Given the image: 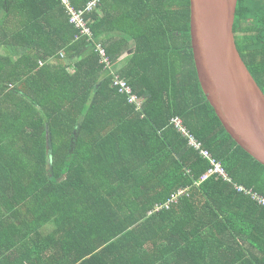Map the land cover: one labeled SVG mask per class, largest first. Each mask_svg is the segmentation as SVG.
I'll use <instances>...</instances> for the list:
<instances>
[{"label":"trees","instance_id":"16d2710c","mask_svg":"<svg viewBox=\"0 0 264 264\" xmlns=\"http://www.w3.org/2000/svg\"><path fill=\"white\" fill-rule=\"evenodd\" d=\"M86 19L92 40L61 0H0V195L14 203L0 208V231L34 209L56 224L53 258L44 247L31 264H264V207L223 179L200 182L211 162L171 125L183 119L236 183L264 196V165L202 90L190 0H98ZM234 33L264 92V0H238ZM96 43L112 64L134 47L118 75L146 97L142 110L112 86ZM26 236L8 235L13 254Z\"/></svg>","mask_w":264,"mask_h":264},{"label":"water","instance_id":"95a60500","mask_svg":"<svg viewBox=\"0 0 264 264\" xmlns=\"http://www.w3.org/2000/svg\"><path fill=\"white\" fill-rule=\"evenodd\" d=\"M195 66L225 130L264 165V92L238 50V0H190Z\"/></svg>","mask_w":264,"mask_h":264},{"label":"crops","instance_id":"0c3cea01","mask_svg":"<svg viewBox=\"0 0 264 264\" xmlns=\"http://www.w3.org/2000/svg\"><path fill=\"white\" fill-rule=\"evenodd\" d=\"M105 38L116 40L117 33L116 32L110 33ZM133 52H134V47L131 48L130 50H127L120 57V59L114 62L113 63L114 65L112 64L113 72L120 74V72L118 71H120L122 68H124L125 65L129 63V59L131 58V56H133ZM143 98L145 100L146 97H143ZM10 197L11 196L9 195H3V196L0 195V208L4 212L14 213V209H13L14 203H12ZM30 211H26V212H30ZM112 211L121 212L122 210L120 206H113ZM50 213H52V211H50ZM42 222L43 220L41 221L37 217L36 209H34L33 214L23 213V215H21V217L18 220L15 219L13 221L11 220V221L5 222L3 224V227L9 228V231H3V230L0 231V264H5L7 261L13 258H15V260H13L12 264L34 263L37 261L38 255L41 254V251L44 247H47L45 251L46 260H51L53 258L52 254L54 253V250L58 249L55 247V245H57L56 242L58 241V238L55 234V231L57 230V226L53 221H50V222L46 221L44 223ZM14 227H19L17 232H14L15 230V229L13 230ZM37 230L39 232V235L37 233ZM23 233H27V236H26L27 241H25L24 246L23 245L18 246V247H21L22 250H19L18 252H16L15 250L16 253L13 254V249L9 248L12 240L11 238L8 237V235L17 234L21 236ZM45 241L48 242L49 244L51 243V246L47 245ZM43 243H45L47 246H45ZM29 244H30V247H26ZM116 254L120 255V253H117V252ZM101 255L102 257L110 258L112 260L114 259V257H116L115 253H102ZM27 258H29L30 260ZM47 264H53V263L49 262ZM88 264H100V262L88 263Z\"/></svg>","mask_w":264,"mask_h":264},{"label":"built area","instance_id":"2783aa9c","mask_svg":"<svg viewBox=\"0 0 264 264\" xmlns=\"http://www.w3.org/2000/svg\"><path fill=\"white\" fill-rule=\"evenodd\" d=\"M62 3L66 6L70 22L78 29L80 30L82 37H87L88 40L93 39V33L91 31V28L89 26V22L86 19V14L97 6L98 0H91L84 8H76L73 6L71 0H61ZM95 51L98 54L99 57V63L103 66V69L108 71L111 74L112 77V86L117 89L118 92L126 94L128 96V100L132 104H136L137 108L139 110H142L143 108V98L139 97L137 94L133 92L132 87L130 86L129 82L118 75L117 73L113 72L112 70V63L106 53L105 48L101 45V43L94 44ZM171 125L174 126L177 131L184 137L188 139L189 145L194 148L200 156H202L204 159L209 160L211 162V168L208 169L206 173L203 174L202 179L200 182H203L205 180L211 179L212 177H215L216 179H223L225 181L233 183L232 178L229 176L226 168L224 167L223 163L214 157V153L204 147V144L202 141L198 140L195 136H193L189 130L187 129L183 119L180 117H175L171 120ZM199 182V183H200ZM235 187L238 191L244 192L252 197V200L256 202L258 205L264 207V196L247 189L243 185H238L235 183ZM185 192V191H181ZM171 202H167L163 206H158L157 210H161L162 208H170Z\"/></svg>","mask_w":264,"mask_h":264},{"label":"clouds","instance_id":"9594fccd","mask_svg":"<svg viewBox=\"0 0 264 264\" xmlns=\"http://www.w3.org/2000/svg\"><path fill=\"white\" fill-rule=\"evenodd\" d=\"M228 174H229V173H228ZM229 176H230V175H229ZM230 177H231V176H230ZM231 178H232V177H231ZM219 179H221V178H219ZM232 180H233V178H232ZM224 181H225V180H224ZM226 182H228V181H226ZM229 183H231V182H229ZM235 183H236V182L233 180V183H232V184H233L234 186H235ZM236 184H238V183H236ZM238 185H242V184H238ZM243 186H244V185H243ZM244 187H245V186H244ZM235 188H236V187H235ZM246 188H247V187H246ZM247 189H248V188H247Z\"/></svg>","mask_w":264,"mask_h":264},{"label":"bare ground","instance_id":"6f19581e","mask_svg":"<svg viewBox=\"0 0 264 264\" xmlns=\"http://www.w3.org/2000/svg\"><path fill=\"white\" fill-rule=\"evenodd\" d=\"M35 85V84H34Z\"/></svg>","mask_w":264,"mask_h":264},{"label":"rangeland","instance_id":"374dc122","mask_svg":"<svg viewBox=\"0 0 264 264\" xmlns=\"http://www.w3.org/2000/svg\"><path fill=\"white\" fill-rule=\"evenodd\" d=\"M1 50V49H0Z\"/></svg>","mask_w":264,"mask_h":264}]
</instances>
